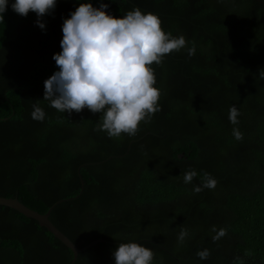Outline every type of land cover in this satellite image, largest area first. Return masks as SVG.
<instances>
[{"label": "trees", "instance_id": "16d2710c", "mask_svg": "<svg viewBox=\"0 0 264 264\" xmlns=\"http://www.w3.org/2000/svg\"><path fill=\"white\" fill-rule=\"evenodd\" d=\"M13 3L0 22V196L50 208L77 248L101 240L72 261L35 219L0 205V264H115L114 251L132 242L153 251V264H264V0H57L45 29ZM82 3L108 4L115 18L139 8L185 37V48L151 65L161 110L135 136L109 138L96 130L100 113L62 114L43 100L64 20ZM38 100L43 122L31 116ZM190 170L198 175L185 184ZM204 172L217 186L194 193ZM213 226L227 235L213 242Z\"/></svg>", "mask_w": 264, "mask_h": 264}, {"label": "clouds", "instance_id": "9594fccd", "mask_svg": "<svg viewBox=\"0 0 264 264\" xmlns=\"http://www.w3.org/2000/svg\"><path fill=\"white\" fill-rule=\"evenodd\" d=\"M57 0H15L12 9L21 16L37 14V25L45 29L42 18L56 7ZM8 0H0V22L6 12ZM108 4L94 8L91 3H82L64 20L62 51L53 56L59 71L44 81L43 100L58 112L69 115L87 108L100 113L96 130L104 131L109 138L121 134L135 136L143 121L149 122L161 110L158 101L160 90L154 87L156 77L151 65H160L167 54L186 47L184 36L173 37L161 27L160 18L152 13L144 14L139 8L129 11L122 18L106 13ZM189 57L195 55V46L188 48ZM259 78L264 79V70ZM32 119L43 122L45 112L39 100L33 104ZM241 113L235 106L229 109V121L238 125ZM236 140L243 133L233 128ZM195 170L183 174L185 184L197 177ZM218 181L204 172L201 184L193 187L194 193L204 189L214 190ZM212 240L216 242L227 235V229L219 230ZM188 231L181 229L177 241L183 244ZM204 249L196 255L201 260L210 256ZM115 264H153L154 253L138 243L120 244L114 251ZM238 264L243 261L237 257Z\"/></svg>", "mask_w": 264, "mask_h": 264}, {"label": "water", "instance_id": "95a60500", "mask_svg": "<svg viewBox=\"0 0 264 264\" xmlns=\"http://www.w3.org/2000/svg\"><path fill=\"white\" fill-rule=\"evenodd\" d=\"M0 205H4L7 207H10L19 213H21L25 217H30L33 218L37 221L39 226H43L49 231L54 237H56L58 240H60L67 248L70 249L72 252V261L75 259L76 253L79 252L80 250L86 248L88 245L100 241L101 239H95L89 244L85 245L82 248H77L62 232H60L48 219V213L50 208L44 212V213H39L23 203L19 202L16 198H10V197H3L0 196ZM71 261V262H72Z\"/></svg>", "mask_w": 264, "mask_h": 264}]
</instances>
